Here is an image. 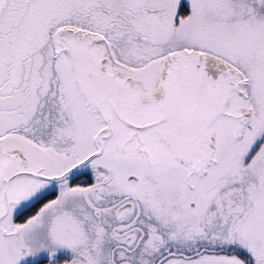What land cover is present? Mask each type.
Wrapping results in <instances>:
<instances>
[{
  "label": "snow or ice",
  "instance_id": "snow-or-ice-1",
  "mask_svg": "<svg viewBox=\"0 0 264 264\" xmlns=\"http://www.w3.org/2000/svg\"><path fill=\"white\" fill-rule=\"evenodd\" d=\"M0 264H264V0H0Z\"/></svg>",
  "mask_w": 264,
  "mask_h": 264
}]
</instances>
